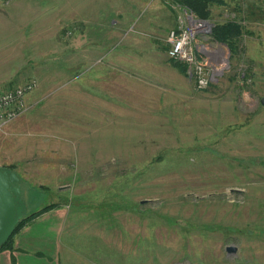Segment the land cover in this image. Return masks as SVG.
<instances>
[{
  "label": "rangeland",
  "instance_id": "374dc122",
  "mask_svg": "<svg viewBox=\"0 0 264 264\" xmlns=\"http://www.w3.org/2000/svg\"><path fill=\"white\" fill-rule=\"evenodd\" d=\"M220 1L241 32L197 42L225 56L199 88L167 56L176 0H0V91L38 80L0 128L27 213L63 205L122 264H264V0Z\"/></svg>",
  "mask_w": 264,
  "mask_h": 264
},
{
  "label": "crops",
  "instance_id": "0c3cea01",
  "mask_svg": "<svg viewBox=\"0 0 264 264\" xmlns=\"http://www.w3.org/2000/svg\"><path fill=\"white\" fill-rule=\"evenodd\" d=\"M46 21H48L47 17L43 22ZM65 81L67 87L70 84L74 85L73 79L67 78ZM41 89L42 85L34 93L38 96L33 100L35 111L31 110V114H38L40 108L38 106L47 96V94L40 93ZM54 91H57V88H53L51 93ZM78 93L84 94L85 92L79 88ZM58 116L62 117L57 114ZM70 218L68 210H65L63 205L57 204L36 216L14 234L11 247L0 250V264H122L121 261L118 262V259L111 256L107 259L105 237L102 246H99L97 238L73 236L74 233L78 234L77 226L76 223L69 222ZM114 239L115 246L121 247L117 239Z\"/></svg>",
  "mask_w": 264,
  "mask_h": 264
},
{
  "label": "built area",
  "instance_id": "2783aa9c",
  "mask_svg": "<svg viewBox=\"0 0 264 264\" xmlns=\"http://www.w3.org/2000/svg\"><path fill=\"white\" fill-rule=\"evenodd\" d=\"M207 20L178 5L176 27L167 35L168 58L185 65L189 79L199 88L216 80L220 71L219 64L225 60L220 47L211 49L197 43L206 38L214 40L213 25ZM37 86L38 80L31 77L18 85L0 91V128L27 111L26 95Z\"/></svg>",
  "mask_w": 264,
  "mask_h": 264
},
{
  "label": "water",
  "instance_id": "95a60500",
  "mask_svg": "<svg viewBox=\"0 0 264 264\" xmlns=\"http://www.w3.org/2000/svg\"><path fill=\"white\" fill-rule=\"evenodd\" d=\"M260 102L264 106V96ZM22 182V177L15 170L0 165V247L27 213ZM226 249L232 251L234 247L227 246Z\"/></svg>",
  "mask_w": 264,
  "mask_h": 264
},
{
  "label": "trees",
  "instance_id": "16d2710c",
  "mask_svg": "<svg viewBox=\"0 0 264 264\" xmlns=\"http://www.w3.org/2000/svg\"><path fill=\"white\" fill-rule=\"evenodd\" d=\"M176 2L180 3L181 6L186 7L191 10L194 14H196L201 19H208L211 15L210 6L214 3L221 4L220 0H176ZM241 32V25L235 20L227 21L222 24H214L212 27V37L215 41L221 44H225L230 48L231 51H234L236 48L235 41L232 39L235 35ZM174 66L185 68L182 64L176 62ZM12 168V167H10ZM13 169V168H12ZM24 186V181L22 182ZM24 188V187H23ZM56 204L51 203L44 205L40 209L33 211L31 213H27L16 225L12 235L9 239L0 247V250L11 247L13 236L16 232H18L24 225L33 220L36 216L41 213L55 207Z\"/></svg>",
  "mask_w": 264,
  "mask_h": 264
}]
</instances>
